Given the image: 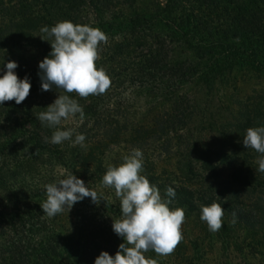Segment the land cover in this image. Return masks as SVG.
Instances as JSON below:
<instances>
[{"label":"trees","instance_id":"obj_1","mask_svg":"<svg viewBox=\"0 0 264 264\" xmlns=\"http://www.w3.org/2000/svg\"><path fill=\"white\" fill-rule=\"evenodd\" d=\"M62 21L99 28L108 36L107 44L100 45L96 66L106 71L111 87L105 94L87 99L72 96L85 113L83 123L78 116L75 119L77 129L72 139L83 134L85 148L73 146L71 140L51 144L54 129L37 119L62 94L55 89L41 90L38 64L51 52V41L40 39L44 35L40 29ZM261 48L264 50V0H0V76L4 74V65L13 61L18 65L15 69L18 78L27 76L31 84L30 94L21 104L9 101L0 105V165L4 166L0 168V183L5 180V187L12 189L8 181L15 176L18 180L15 188L18 187L20 179L29 176L31 170L20 163L43 158L44 154H48L47 163L54 160L67 173L92 176L90 167L95 166V153L100 146L103 149L113 144L120 130L121 138L129 131L133 134L132 145L150 131L166 137L170 133L175 140H182L186 134L182 136L179 131L200 109L183 87L197 85L209 92L224 81L227 70L230 72L239 65L253 66V52ZM135 88L139 95H156L159 100L161 111L152 115L153 125L127 126L126 114L133 103L123 102V93H133ZM231 110L234 116L236 112L240 114L236 107ZM90 124L94 128L86 129ZM66 128L67 125L60 126V130ZM206 128L212 134L210 141L219 134L236 131L233 124L220 125L217 131L209 124ZM135 133L142 134L134 136ZM104 136L111 142H105ZM189 140L180 143L177 152L182 147L188 151V173L194 188L200 186L190 193L203 197L207 206L218 203L224 209L219 230L221 244L233 243L243 259L254 250H261L264 255V210L257 208L250 195L248 201H242L239 195L256 182L251 163L238 166L240 155L227 144L219 142L211 147L201 137ZM193 162L200 164V171H196ZM199 172L202 177L196 181ZM52 173L59 175V171ZM36 174L39 176L33 178L35 186L41 181L40 172ZM45 200L46 197L42 201ZM14 203L17 205V197ZM4 204L0 201L1 206ZM15 206L11 205L14 209ZM84 232L83 236L90 234L89 230ZM82 240V246L88 249L87 237ZM0 245L1 258L5 259V254L15 255L17 247L11 241ZM18 255L19 264H25L22 260L25 254Z\"/></svg>","mask_w":264,"mask_h":264},{"label":"rangeland","instance_id":"obj_2","mask_svg":"<svg viewBox=\"0 0 264 264\" xmlns=\"http://www.w3.org/2000/svg\"><path fill=\"white\" fill-rule=\"evenodd\" d=\"M86 7L89 8L88 5ZM253 53L255 54L253 66L239 65L230 72L227 70L224 81L209 92L197 85L190 88L183 87L194 105L200 109H196L190 122L179 131L181 135L186 134L182 140H175L170 133L166 137L160 135L158 131L156 133L150 131L132 145L133 134L129 131L121 138L123 131L120 130L119 137L113 140V144H108L103 149L100 146L101 149L95 153V166L90 167L93 175L87 178L83 175L75 177L82 180L89 189L97 191L103 200L99 204H93L91 198H84L73 205L67 220L65 218L67 211L49 218L40 208L44 202L42 200L46 197L44 186L66 178V169L54 160L47 163L45 158L48 154H44L43 158L37 157L32 161L19 162L30 167V173L35 172L33 173L35 176L29 173V176L22 177L16 188L18 180L15 176L11 177L8 184L12 185V189L5 187L7 181L2 180L0 183V201L5 203L3 206L0 205V213H3L0 214V243L11 241L13 246L17 247L13 257L5 254L4 259L0 255V264L14 263V260L19 264L18 253L25 254L22 257L25 264H34L36 261L47 264H94L101 252L114 256L118 246L124 243L123 239L112 230V223L121 217V212L114 189L103 187L102 178L109 166L122 164L124 157L130 155L133 149H139L143 153L141 174L159 189L162 199H171L170 208H182L185 211V223L182 226L183 240L174 253L167 257H158L154 252L149 251L145 253L146 257L158 260V264H264L261 250L251 251L249 255L244 250L247 255L243 259L233 243L222 245L219 231L210 232L206 223L200 220L201 207L207 205L203 202V197L190 193L199 190L200 186L197 187L198 189L194 188L188 173L189 163L186 159L188 151L182 147L177 152V147L183 141L194 138L200 140V137L211 147L219 142L233 147L240 155L237 159L238 166L251 163L250 168L252 167L256 181L252 182L250 189L239 193L240 199L248 201L246 198L250 195L251 201L257 204V208L264 210V173L257 170L259 154L252 149H246L242 143L248 128L264 126V50L261 48ZM256 67L260 70H256ZM136 88L133 93H123L122 101L133 103L129 113L126 114L127 126L133 125L136 128V125L143 123L153 125L152 115L161 111L159 100L156 99V95H139ZM234 107L236 111L240 110V114L236 111L235 116L230 113ZM207 124L216 131L220 129V125L233 124L236 131L230 135L219 134L210 141L212 134L206 128ZM62 125H67L66 130L77 129L76 120L70 119ZM203 127L205 129L200 132ZM89 128L94 127L90 124L86 129ZM141 134L135 133L134 136ZM103 139L105 142H111L105 136ZM13 158L17 160L16 156ZM193 166L196 167V171L201 170L199 163L193 162ZM1 167L4 166L0 165ZM52 171H59V175ZM39 172L41 181L35 186L33 178L38 177L36 173ZM18 173L19 171L16 174ZM199 175L196 181L202 177L201 172ZM206 175L204 172V176ZM169 187L175 190L174 198L166 194ZM16 197L17 205L14 203ZM11 205H16V210ZM72 214H75V217ZM84 230L87 232L89 230L90 234L83 236ZM239 235L240 233L236 235L237 242ZM83 237H87L90 243L88 249L82 246ZM46 238L49 239L48 244Z\"/></svg>","mask_w":264,"mask_h":264},{"label":"clouds","instance_id":"obj_3","mask_svg":"<svg viewBox=\"0 0 264 264\" xmlns=\"http://www.w3.org/2000/svg\"><path fill=\"white\" fill-rule=\"evenodd\" d=\"M42 41H51V52L39 64V78L42 91L59 90L60 93L45 111L38 114L42 125L54 129L50 143L59 145L72 141L73 146L85 148L86 137L76 134L74 128L60 130V126L71 120H85L82 106L72 96L87 99L99 96L111 87V78L103 68H97L100 59V45L107 44L108 36L99 28L78 25L70 21L57 22L51 28L40 29ZM16 62L4 65L0 76V105L15 101L21 104L30 94L29 78H18ZM246 149L259 154L258 171L264 173V126L250 127L242 140ZM143 153L133 149L124 157L119 166H109L102 178V186L114 189L119 199L121 217L112 223V230L124 243L118 246L114 256L101 252L94 264H158V260L146 257L145 253L154 252L158 257L174 253L183 240L182 226L185 211L169 207L171 199H162L159 189L142 175ZM46 200L40 205L43 213L53 218L84 198H91L99 204L102 197L97 191L89 189L85 183L72 173L66 178L46 184ZM166 194L175 197V190L167 188ZM224 209L218 203L201 207L200 220L206 223L210 232H218L223 226Z\"/></svg>","mask_w":264,"mask_h":264}]
</instances>
